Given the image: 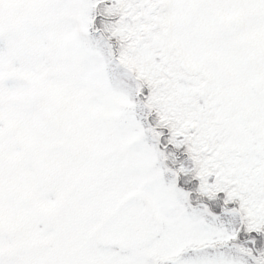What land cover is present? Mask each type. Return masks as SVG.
Returning a JSON list of instances; mask_svg holds the SVG:
<instances>
[{
    "label": "snow or ice",
    "instance_id": "snow-or-ice-1",
    "mask_svg": "<svg viewBox=\"0 0 264 264\" xmlns=\"http://www.w3.org/2000/svg\"><path fill=\"white\" fill-rule=\"evenodd\" d=\"M0 264H264V0H0Z\"/></svg>",
    "mask_w": 264,
    "mask_h": 264
}]
</instances>
